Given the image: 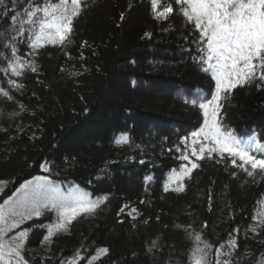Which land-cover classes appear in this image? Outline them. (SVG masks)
<instances>
[{
    "label": "trees",
    "instance_id": "16d2710c",
    "mask_svg": "<svg viewBox=\"0 0 264 264\" xmlns=\"http://www.w3.org/2000/svg\"><path fill=\"white\" fill-rule=\"evenodd\" d=\"M47 2L0 0V88L12 97L0 94V204L12 197L5 209L13 207L22 196L16 189L36 176H47L64 194L108 199L51 243L42 240L54 211L25 220L4 241L29 229L22 251L28 264H60L77 250L84 258L78 264H88L99 248L109 251L94 264H193L199 233L213 245V262L223 245L232 256L222 259L264 264V175L249 177L228 154L191 155V133L205 119L198 97L210 99L215 90L211 71L203 70L206 41L199 30L175 4L167 19H157L150 0H84L67 41L33 49L44 16L27 13ZM17 59L36 71L25 67L14 75L9 65ZM257 84L222 93L217 119L223 129L264 143V86ZM122 134L128 143L117 145ZM184 155L199 166L184 178L185 190L175 192L173 170L191 167ZM45 162L48 171L40 167ZM233 238L235 250L228 244Z\"/></svg>",
    "mask_w": 264,
    "mask_h": 264
},
{
    "label": "snow or ice",
    "instance_id": "6c2138e0",
    "mask_svg": "<svg viewBox=\"0 0 264 264\" xmlns=\"http://www.w3.org/2000/svg\"><path fill=\"white\" fill-rule=\"evenodd\" d=\"M150 3L151 11L157 19H167L174 12L173 4L177 5L176 10L187 21L193 23L199 30L200 38L206 41L207 55L201 57V60L202 62L206 60L208 64L203 70L211 71L215 90L210 99L208 96L198 97L199 108L203 111L205 119L203 126L191 133L193 145L191 155L204 159L205 155L211 157L213 153H217L221 158L224 154H228L232 157V164L241 168L249 177H254L257 171L264 175V158H258L256 155V153L264 154V143L255 135H248L245 138L236 135L231 129H223L217 119L223 106L222 93H231L236 87H244L253 82H258V87L264 86V0H171L167 4L164 0H150ZM83 7H85L84 0H56V2L48 0L43 7L28 10L27 14L30 17L35 16L37 12H42L44 16L39 20V31L31 47L33 49L42 47V41L61 44L67 41L73 31V20L81 14ZM11 19L15 20L16 17L12 16ZM121 19H124L123 13ZM150 35L145 33V36ZM15 51L13 49V54ZM9 67L16 76H20L22 74L20 69L25 67H30L33 72L36 71L34 63L29 62L25 65L20 63L19 59L10 63ZM9 83L14 87H22L15 81L10 80ZM0 94L9 100L12 99L8 91L3 88H0ZM189 102L196 104L198 101ZM128 140V136L122 134L115 143L127 144ZM182 159L188 161L191 167L185 164L181 166L180 172L173 170L174 175L170 183L177 184L171 189L175 192L185 190L184 178L189 177L192 170L199 166L190 161L188 155H184ZM46 165L47 162L40 167L48 171ZM4 183L0 181V185ZM164 190H169L168 184L164 186ZM16 193H22V196L13 207L5 209V206L12 201V197L0 204V264H28L22 251L29 229L18 231L11 237L12 243H7L3 239L8 231L18 228L25 220L33 216L40 217L45 211H54L55 223L47 226V234L42 240V243H51L52 237L60 232H66L77 216L94 213L108 199L106 194L93 200L80 191L61 193L48 182L47 176H36L24 181L16 189ZM16 193L13 195L15 196ZM209 201L211 202V194ZM123 211L124 208H121V212ZM133 213H136V209H132L128 215L132 216ZM252 231L255 232L256 229L253 228ZM194 239L197 247L191 252L193 264H235L232 259H222L232 256L231 251L222 252L223 245L215 249L213 262L209 259L213 245L203 240L199 233L195 234ZM228 244L232 250L238 247L235 238L229 240ZM152 247H156L155 241L152 242ZM151 250L150 247L148 251ZM108 251L107 248L97 249L96 255L88 258V264H94V261ZM83 259L77 250L72 258L67 261L61 260L60 264H78Z\"/></svg>",
    "mask_w": 264,
    "mask_h": 264
},
{
    "label": "rangeland",
    "instance_id": "374dc122",
    "mask_svg": "<svg viewBox=\"0 0 264 264\" xmlns=\"http://www.w3.org/2000/svg\"><path fill=\"white\" fill-rule=\"evenodd\" d=\"M24 127H25V126H24ZM24 127L21 126L20 128H21V129H24ZM132 209H135V208L130 206L129 209H128V213H129ZM136 213H137V211H136ZM136 213H133V215H136Z\"/></svg>",
    "mask_w": 264,
    "mask_h": 264
}]
</instances>
